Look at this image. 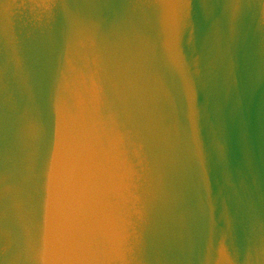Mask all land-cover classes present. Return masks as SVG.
Here are the masks:
<instances>
[{
	"label": "water",
	"instance_id": "water-1",
	"mask_svg": "<svg viewBox=\"0 0 264 264\" xmlns=\"http://www.w3.org/2000/svg\"><path fill=\"white\" fill-rule=\"evenodd\" d=\"M0 264H264V0H0Z\"/></svg>",
	"mask_w": 264,
	"mask_h": 264
}]
</instances>
